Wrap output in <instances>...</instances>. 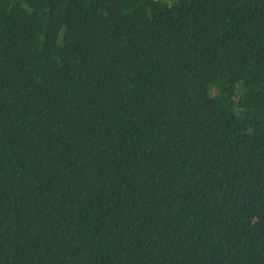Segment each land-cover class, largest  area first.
I'll return each instance as SVG.
<instances>
[{
    "label": "trees",
    "instance_id": "obj_1",
    "mask_svg": "<svg viewBox=\"0 0 264 264\" xmlns=\"http://www.w3.org/2000/svg\"><path fill=\"white\" fill-rule=\"evenodd\" d=\"M0 264H264V0H0Z\"/></svg>",
    "mask_w": 264,
    "mask_h": 264
}]
</instances>
